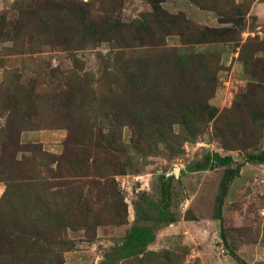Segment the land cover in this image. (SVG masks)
I'll return each instance as SVG.
<instances>
[{"label": "rangeland", "instance_id": "rangeland-1", "mask_svg": "<svg viewBox=\"0 0 264 264\" xmlns=\"http://www.w3.org/2000/svg\"><path fill=\"white\" fill-rule=\"evenodd\" d=\"M262 149L264 0H0V264H264Z\"/></svg>", "mask_w": 264, "mask_h": 264}, {"label": "trees", "instance_id": "trees-1", "mask_svg": "<svg viewBox=\"0 0 264 264\" xmlns=\"http://www.w3.org/2000/svg\"><path fill=\"white\" fill-rule=\"evenodd\" d=\"M68 158L69 156H63V158ZM211 164L209 166H227L232 162V157L230 155L220 156L218 153H213L211 155ZM244 162H250L254 164H264V149L256 152L249 153L245 156L243 162L237 163L235 167H228L222 176V179L219 184L218 194L215 197V212L213 217L222 220L221 209L223 205V198L227 191L228 183L239 174L240 167ZM47 195L45 194L44 197ZM41 203V207L43 210L39 211L35 216L39 218L43 213H46V200H38ZM45 207V208H44ZM25 215L29 216L28 218L33 219L35 216L33 215L31 210L23 209ZM134 213L135 220L134 223L130 226L127 233L124 235L123 242L116 247L111 248L112 251L109 254H106V260L101 264H115L116 260L130 258L137 256L140 253H143L147 248L148 244L153 242L155 239V234L153 230V226L151 225L152 221H167L170 222L174 220L172 214L173 211L166 212L165 210L158 213L154 211L151 202H146L144 204H134ZM45 215V214H44ZM43 215V216H44ZM219 236L221 237L223 242H226L225 231L222 224H219ZM230 256L234 258L238 264H248L244 262L235 252L230 250Z\"/></svg>", "mask_w": 264, "mask_h": 264}]
</instances>
